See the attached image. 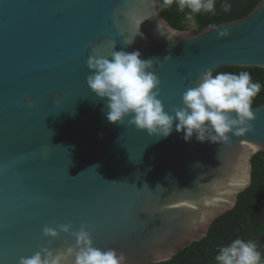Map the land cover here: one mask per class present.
<instances>
[{"label": "water", "instance_id": "obj_1", "mask_svg": "<svg viewBox=\"0 0 264 264\" xmlns=\"http://www.w3.org/2000/svg\"><path fill=\"white\" fill-rule=\"evenodd\" d=\"M113 44L154 61L158 98L174 115L206 69L264 70V0L198 34L174 29L157 0H0V264L75 247L82 225L125 264L170 262L251 185L264 104L252 108L251 131L217 143L186 141L175 124L165 138L131 117L110 123L86 61L110 58ZM61 224L70 232L44 235Z\"/></svg>", "mask_w": 264, "mask_h": 264}, {"label": "clouds", "instance_id": "obj_2", "mask_svg": "<svg viewBox=\"0 0 264 264\" xmlns=\"http://www.w3.org/2000/svg\"><path fill=\"white\" fill-rule=\"evenodd\" d=\"M170 5L172 0H164ZM188 6L193 12L214 11V0H179V7ZM225 30L221 36H226ZM110 58L90 55L86 61L90 70L87 85L98 98H106V118L110 123L128 124L148 135L168 137L173 131L184 133L190 140L195 134L199 142L228 141L229 134L243 135L252 130L254 112L251 105L259 94L261 84L254 82L249 71L215 72L206 69L194 87L182 95V106L174 115L165 111L160 96V80L153 70L154 61L141 58L139 51L115 50L112 45ZM170 58V57H165ZM213 133L206 136L205 132ZM202 166V165H201ZM115 182V181H113ZM195 182V181H194ZM157 187L162 188L159 184ZM55 228L45 226L46 237L57 238L60 232L69 233L70 224ZM88 225L72 232L76 245L60 251L42 248L30 257H21L19 264H125V257L115 249L94 246ZM262 254L254 241L235 239L221 247L215 257L217 264H260Z\"/></svg>", "mask_w": 264, "mask_h": 264}, {"label": "trees", "instance_id": "obj_3", "mask_svg": "<svg viewBox=\"0 0 264 264\" xmlns=\"http://www.w3.org/2000/svg\"><path fill=\"white\" fill-rule=\"evenodd\" d=\"M262 0H214V11L193 12L188 6L179 7V0L166 5L157 0L161 15L176 30H192L200 33L204 28L243 19ZM249 71L254 82L261 84V90L253 98L251 108L264 104V70L258 68H220L216 72ZM235 239L254 241L262 254L264 264V152L252 160V183L238 198L236 207L217 219L208 237L180 252L170 262L161 264H217L216 255L221 247Z\"/></svg>", "mask_w": 264, "mask_h": 264}, {"label": "flooded vegetation", "instance_id": "obj_4", "mask_svg": "<svg viewBox=\"0 0 264 264\" xmlns=\"http://www.w3.org/2000/svg\"><path fill=\"white\" fill-rule=\"evenodd\" d=\"M258 250L260 251V248L258 247Z\"/></svg>", "mask_w": 264, "mask_h": 264}]
</instances>
